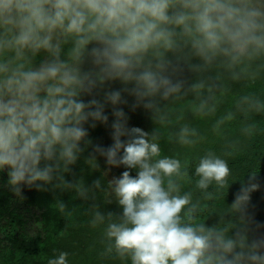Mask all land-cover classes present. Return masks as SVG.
Here are the masks:
<instances>
[{"label": "clouds", "instance_id": "9594fccd", "mask_svg": "<svg viewBox=\"0 0 264 264\" xmlns=\"http://www.w3.org/2000/svg\"><path fill=\"white\" fill-rule=\"evenodd\" d=\"M169 53L205 65L222 57L229 67L264 56V0H0V171L17 194L42 187L61 163L78 160L82 143H92L89 130L108 124L111 105L113 143L92 153L126 169L110 181L122 212L107 224V252L130 264H264V237L249 242L195 222L191 194L181 195L174 179L186 175L181 162L153 160L159 145L128 126L122 105L151 109L155 97L183 87ZM188 135L184 128L182 143L192 142ZM195 173L205 190L223 187L230 169L209 153ZM255 179L236 193L234 208L259 189ZM104 219L96 212L93 224ZM68 256L61 251L47 264H68Z\"/></svg>", "mask_w": 264, "mask_h": 264}, {"label": "trees", "instance_id": "16d2710c", "mask_svg": "<svg viewBox=\"0 0 264 264\" xmlns=\"http://www.w3.org/2000/svg\"><path fill=\"white\" fill-rule=\"evenodd\" d=\"M168 56L182 69L173 79L182 80L183 87L168 99L155 97L151 109L140 106L132 111L122 105L129 116L128 126L141 128L148 133L150 143L159 145L160 154L153 160L169 157L181 162V172L186 175L174 179L181 195L191 194L196 223L225 229L228 236L243 235L249 242L264 237V80L258 89L248 82L257 73L264 78V56L233 67L222 57L205 65L198 57ZM243 90H247L246 96L240 97ZM126 99L133 103L132 97ZM106 113L108 124L98 122L95 129L89 130L92 145L82 143L84 151L78 160L67 166L61 163L52 181L38 182L42 187L23 185L18 197H13V187L5 179L7 173L0 171V221L4 222L0 225L8 236L0 264H47L61 251L69 253L68 264H130L114 250L107 252L111 243L105 237L107 224L118 221L122 209L105 175L113 166L107 165L104 157L92 154L94 145L106 148L113 143L111 105ZM184 128L189 130L191 143L181 142ZM101 137L103 144L98 141ZM209 153L225 160L230 174L244 166L245 172L238 174L240 184L225 182L220 187L212 182L205 190L197 188L195 169ZM125 170L118 167L119 174ZM130 172L135 176L137 170ZM253 176L259 189L250 194L248 203L234 208L236 193ZM97 180L99 187L94 184ZM31 187L35 192H29ZM30 203L35 205L33 210ZM96 212L105 219L93 224ZM109 212L115 214L111 219ZM31 218H35L38 231L26 237L25 227Z\"/></svg>", "mask_w": 264, "mask_h": 264}, {"label": "rangeland", "instance_id": "374dc122", "mask_svg": "<svg viewBox=\"0 0 264 264\" xmlns=\"http://www.w3.org/2000/svg\"><path fill=\"white\" fill-rule=\"evenodd\" d=\"M254 80H250V79H248L249 81V83L252 85V87L253 88H256V89H258V87L260 86L259 84L261 83V82H263V80H264V78H262V75H260V74H255V76H254V78H253ZM252 82V83H251ZM250 88V85L249 86H247V90ZM247 90H243L242 92H241V94H240V97H245L246 96V91ZM246 100V99H245ZM244 100V101H245ZM243 101V102H244ZM228 115H230V114H228ZM129 124H132V122L130 121L129 122ZM137 125V124H136ZM135 125V126H136ZM132 127H134V126H132ZM103 139V137H101V138H99V140L98 141H100L101 143H102V141L101 140ZM103 144V143H102ZM92 145V144H91ZM90 145V146H91ZM91 151H92V147H91ZM249 164V163H248ZM246 165V167L248 166L247 164H245ZM245 169H244V166L242 167V168H240L239 170H238V172H236L235 174H229V176L226 178L227 180H226V182H229V183H231V184H234V183H239L240 184V182H238V180L240 179L239 178V176H238V174H239V172L240 173H244L245 171H244ZM6 171V170H5ZM105 175H106V177L111 181L112 180V178L114 177V176H119L120 174H119V172H118V167H111V168H109V169H107L106 171H105ZM6 180H7V183H8V178H7V176H6V178H5ZM9 184V183H8ZM110 190L111 191H113V186L110 188ZM29 192L30 193H33V192H35V191H33V187H31V189L29 190ZM13 197H18V194L17 193H15L14 192V194L12 195ZM34 204H32V203H30L29 204V208L30 209H34ZM40 212V210L39 209H37V213H39ZM32 213V217L34 216L33 214H35L36 213V210H34V211H32L31 212ZM41 213V212H40ZM34 219L35 218H31L30 219V221H29V223H28V225H26V231H25V235H26V237L27 236H33L38 230H37V223L35 222L34 223ZM1 222V224H3L4 222H2V221H0ZM1 226V225H0ZM42 233H44V231H42ZM29 234V235H28ZM7 232H6V230H4L3 229V227L1 226L0 227V253H5L6 252V248H3V246L5 245V244H7Z\"/></svg>", "mask_w": 264, "mask_h": 264}]
</instances>
